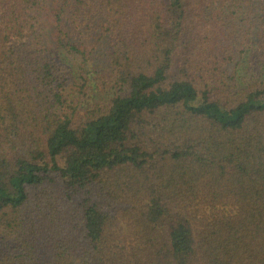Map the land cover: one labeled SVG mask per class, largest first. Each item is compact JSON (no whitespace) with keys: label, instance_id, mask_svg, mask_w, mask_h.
Returning <instances> with one entry per match:
<instances>
[{"label":"trees","instance_id":"trees-1","mask_svg":"<svg viewBox=\"0 0 264 264\" xmlns=\"http://www.w3.org/2000/svg\"><path fill=\"white\" fill-rule=\"evenodd\" d=\"M0 264H264V0H0Z\"/></svg>","mask_w":264,"mask_h":264},{"label":"rangeland","instance_id":"rangeland-1","mask_svg":"<svg viewBox=\"0 0 264 264\" xmlns=\"http://www.w3.org/2000/svg\"><path fill=\"white\" fill-rule=\"evenodd\" d=\"M109 92H110V91H109ZM107 98H108V95H106V94H103V95L101 96L102 101L106 100Z\"/></svg>","mask_w":264,"mask_h":264}]
</instances>
